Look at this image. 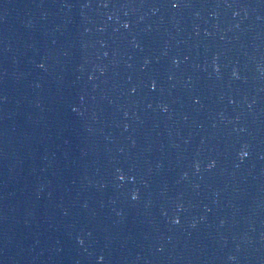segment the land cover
<instances>
[{"label": "water", "instance_id": "water-1", "mask_svg": "<svg viewBox=\"0 0 264 264\" xmlns=\"http://www.w3.org/2000/svg\"><path fill=\"white\" fill-rule=\"evenodd\" d=\"M0 264H264V0H0Z\"/></svg>", "mask_w": 264, "mask_h": 264}]
</instances>
